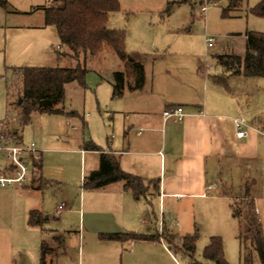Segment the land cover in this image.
<instances>
[{"label": "rangeland", "instance_id": "374dc122", "mask_svg": "<svg viewBox=\"0 0 264 264\" xmlns=\"http://www.w3.org/2000/svg\"><path fill=\"white\" fill-rule=\"evenodd\" d=\"M0 1L2 122L13 114L10 119H18L17 111L9 108L8 104L7 87L13 79L14 69L68 67L72 63L59 58L58 33L54 27L45 25L43 7L51 6L53 0ZM118 1L121 13L118 12V17L112 20L113 27L116 22L121 28L117 30L128 32V47L135 53L142 51L149 58H156L148 62L147 85L140 93L142 99L150 102L152 109L158 107L162 100L179 95L187 84V79L180 74L182 69L193 70L200 60L213 64V73H218L220 70L214 56L236 53L243 49L242 40L248 31L264 30V20L250 14V9L262 0H239L238 6H229L227 0H203L202 3L196 0L194 7L179 3L181 0ZM206 3L209 4L207 11L202 12L201 8ZM170 4L173 8L168 13ZM160 5L164 8L158 10ZM226 10H229V17H224ZM207 37L215 39V47L209 50ZM88 68L93 72L87 76V87L77 83L67 85L64 102L59 106L66 113H76V117L37 114L31 124L25 126L24 142H34L43 151L42 173L48 183H43L40 190H18L3 198L1 207L5 213L8 237L35 243L32 248L35 264L40 263L39 246L43 238L58 249L57 253L47 257V264H210L204 258V250L211 237H220L228 263L245 264L241 256L244 243L240 237L248 236L249 201H239L238 197L246 185L252 186L251 193L264 235V77L231 81L233 94L243 109L238 117L244 118L257 135L251 140L254 145L252 151L226 158L222 174L228 183L224 188L230 192L226 201L212 205L209 200H200L193 211L191 204H187V209L181 211L179 217L168 206L161 210L158 201L150 211L149 220L154 224L149 229L150 235L155 234V225L160 229L159 222L162 221L161 230L178 237L173 239L175 245L180 244L182 235L193 233L196 227L199 239L194 257L185 255L161 238L160 243L166 246V252L158 244L140 243L132 247L128 242L118 243V251L112 254L111 261L103 263L106 249L101 247L107 243L99 237L93 239L84 234L83 224L85 214L102 210L101 202L107 191L84 190V179L99 168V155L83 152L82 148L90 141L104 150L121 147L125 143L127 115L121 108V101L113 99L110 81L113 72L125 69L111 49H106L100 60L89 62ZM99 75L104 80L101 81ZM162 153L165 155L164 150ZM233 197L238 199L234 201ZM63 203L67 206L58 214V207ZM235 203L242 209V216L238 218L233 214L232 205ZM32 211L41 212L35 224L31 222ZM177 222L180 226L176 225ZM50 234L63 237L62 243L51 240ZM253 264H262L257 255Z\"/></svg>", "mask_w": 264, "mask_h": 264}, {"label": "crops", "instance_id": "0c3cea01", "mask_svg": "<svg viewBox=\"0 0 264 264\" xmlns=\"http://www.w3.org/2000/svg\"><path fill=\"white\" fill-rule=\"evenodd\" d=\"M161 8H164L163 5H160L158 10ZM119 13L110 15L109 25L112 29H121L119 26L117 27L116 22L113 27L112 22ZM255 32L264 33V30ZM247 33L242 40L243 49L233 54L244 57ZM126 41L128 47V37H126ZM127 49L133 50L129 47ZM132 53L135 51L133 50ZM138 54L143 57L145 68L150 60H156L153 57L149 58L142 51ZM219 55L225 54H217L216 56ZM216 56L213 58L216 59ZM196 64L197 67L193 70L182 69L180 74L188 82L186 81L187 84L178 93L179 95L162 100L154 109H152L150 102L140 97V93L145 91L147 76L143 89L131 92L127 88L123 97L119 99L121 108L127 115L124 133L125 143L121 147H114L109 150L97 146L106 153L114 154L119 159L122 170L126 173L139 176L146 182L159 180V191L150 188L145 197L136 200L132 191L125 189L124 182H116L96 189L107 191V196L102 199L103 208L100 212L85 214L84 234L87 233L93 239L95 237L100 239L101 234L107 233L134 232L151 236L149 229L154 224L150 222L149 217L154 202H159L161 210L163 206H168L170 211L179 217L180 212H185L187 209V204H191L192 208L190 207V209L193 211L201 203L200 200H209L212 205H219L221 201H226L224 194L226 189L224 187L228 183L222 176L226 158L231 159L247 150L252 151L254 145L251 140L257 135L256 130L248 127L247 136L239 139L235 127V120L241 116L243 109L240 107V100L233 94L231 81L246 78L231 76V73L225 72L218 63L217 69L220 71L215 74L213 73L214 65L210 62L208 64L212 69L209 74L206 73L204 66L206 63L199 60ZM214 76L226 78L228 88L216 84L213 80ZM102 80H104L103 77ZM110 81L113 89L112 74ZM175 106H181L185 111V119L179 124L172 120H165L163 116L166 109ZM9 116L7 121H15ZM6 120L2 122H6ZM23 139L24 131L22 132ZM162 150H164L165 155H163ZM82 151L93 152L85 151L83 148ZM95 153L99 155L100 164V154L99 152ZM42 162L43 151L39 170L43 183H48L43 177ZM31 182L25 187L0 188V264H35L32 248L36 244L33 245L32 242L26 240L8 237L5 213L1 207L4 197L18 190L32 188ZM66 206L64 203L61 204L58 207V214L65 210ZM161 224L162 221L159 222V230L155 225L156 232L153 235L161 236L165 233V230H161ZM176 225L180 226L179 222ZM195 229L194 226V231ZM49 237L53 241L59 238L55 234H50ZM43 241L46 240L43 238L40 243V253ZM102 242L107 243L104 244L105 247H101L106 249L103 263L111 261L112 254L118 251V246H116L118 243L128 242L132 247H136L140 243L158 244L166 252V246L160 241ZM50 247L58 250L51 245Z\"/></svg>", "mask_w": 264, "mask_h": 264}, {"label": "trees", "instance_id": "16d2710c", "mask_svg": "<svg viewBox=\"0 0 264 264\" xmlns=\"http://www.w3.org/2000/svg\"><path fill=\"white\" fill-rule=\"evenodd\" d=\"M221 2L222 0H209ZM202 3L203 0H200ZM229 6H238L239 0H227ZM179 3L190 4L194 7L196 0H181ZM1 4V1H0ZM172 4L167 7L168 13ZM121 11L118 0H53L51 6L43 7L45 25L54 27L58 33L60 45L58 56L60 59L70 61L68 67H22L14 69L13 79L8 89L9 108L18 112V121L10 122L24 131L25 126L31 124L33 116L37 114H66L76 117L74 112L66 113L59 108L65 99L66 86L77 83L87 87V76L93 72L88 68V63L98 61L106 49H111L115 56L122 62L124 71H115L113 79V99L123 97L125 90L134 92L143 89L146 82V68L143 57L138 53H130L126 46V32L112 29L109 25L110 15ZM250 14L264 19V0L250 9ZM224 17H229V10L224 12ZM218 65L231 76H242L246 79L264 77V33L250 31L247 33V46L244 57L236 54L216 56ZM102 79L103 76L99 75ZM214 82L223 88H228V81L222 76H214ZM17 100L15 101V99ZM21 101V103H20ZM7 125L8 121L6 120ZM5 123V122H2ZM0 123V124H2ZM84 127H86L85 123ZM85 151L99 152L100 164L96 171L91 172L83 182L84 190H96L116 182H124L125 189L131 190L136 200L145 197L150 188L159 191V180L144 181L141 177L126 173L120 166L119 159L112 153L104 152L92 141L84 143ZM41 164V163H40ZM40 164L34 170L32 188L40 190L43 179L40 175ZM255 182H253V185ZM252 186L246 185L245 191L239 195V201L248 202L249 211L247 222L248 236L240 237L244 247L241 256L245 264H253L256 255L264 264V235L259 223L255 200L252 197ZM226 197L229 191H224ZM238 198L233 200L236 201ZM235 218L242 216L240 204L232 205ZM40 215L38 211L31 212V222L36 223ZM165 239L169 245L191 258L194 257L199 239L198 230L194 233L180 237V244L175 245L174 234L163 233L159 235H143L134 232L101 234L102 241L127 242V241H160ZM57 243H62V238H56ZM249 242V246L247 243ZM57 253L55 249L43 241L41 244L40 264H47V257ZM204 258L211 264H229L226 260L223 241L220 237H211L204 250ZM201 264V263H195Z\"/></svg>", "mask_w": 264, "mask_h": 264}, {"label": "built area", "instance_id": "2783aa9c", "mask_svg": "<svg viewBox=\"0 0 264 264\" xmlns=\"http://www.w3.org/2000/svg\"><path fill=\"white\" fill-rule=\"evenodd\" d=\"M206 3L201 11L206 12ZM215 39L207 37V50L214 47ZM206 73L209 74L212 67L206 63ZM165 120L174 123H182L185 119V111L181 106L170 107L163 112ZM15 120V122H17ZM10 120L0 124V188L25 187L32 178L34 170L42 161V151L37 145L26 143L22 140V131L18 127L12 128ZM237 137L243 139L247 136V123L244 118L235 120ZM163 231V230H162Z\"/></svg>", "mask_w": 264, "mask_h": 264}, {"label": "water", "instance_id": "95a60500", "mask_svg": "<svg viewBox=\"0 0 264 264\" xmlns=\"http://www.w3.org/2000/svg\"><path fill=\"white\" fill-rule=\"evenodd\" d=\"M20 103H21V101H20Z\"/></svg>", "mask_w": 264, "mask_h": 264}]
</instances>
